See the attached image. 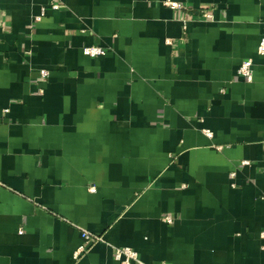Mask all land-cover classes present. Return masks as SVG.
Returning <instances> with one entry per match:
<instances>
[{
    "label": "crops",
    "instance_id": "1",
    "mask_svg": "<svg viewBox=\"0 0 264 264\" xmlns=\"http://www.w3.org/2000/svg\"><path fill=\"white\" fill-rule=\"evenodd\" d=\"M51 3L0 0V264H264V0Z\"/></svg>",
    "mask_w": 264,
    "mask_h": 264
},
{
    "label": "built area",
    "instance_id": "2",
    "mask_svg": "<svg viewBox=\"0 0 264 264\" xmlns=\"http://www.w3.org/2000/svg\"><path fill=\"white\" fill-rule=\"evenodd\" d=\"M61 0H52L51 9H59L61 7ZM172 8L180 7L176 3H171ZM44 13V9L42 10ZM202 17L209 18L211 15L207 11L202 12ZM83 53L90 57L103 56L106 54V51L98 46H88L83 49ZM257 53L261 56H264V34L261 36L257 47ZM253 61L252 59L244 60L237 69V75L242 78L245 82L250 83L253 80ZM49 73L46 70H40L39 77L46 78ZM208 136L212 134L206 131ZM243 166L249 165V161H242ZM94 190V188H90ZM167 223H172L173 219L170 216L164 218ZM22 233V231H20ZM82 244L74 252V259H80L100 238L93 237L89 232L83 231L81 234ZM114 258L120 264H133L141 263L139 261L138 253L130 247H113Z\"/></svg>",
    "mask_w": 264,
    "mask_h": 264
}]
</instances>
